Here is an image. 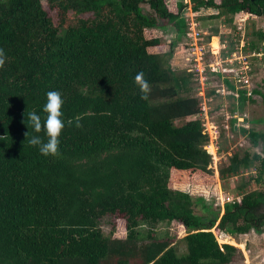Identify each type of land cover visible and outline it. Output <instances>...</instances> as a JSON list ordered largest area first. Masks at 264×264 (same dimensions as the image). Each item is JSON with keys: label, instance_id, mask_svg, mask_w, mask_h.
<instances>
[{"label": "trees", "instance_id": "1", "mask_svg": "<svg viewBox=\"0 0 264 264\" xmlns=\"http://www.w3.org/2000/svg\"><path fill=\"white\" fill-rule=\"evenodd\" d=\"M44 1L46 8L39 0H0V49L6 55L0 73L9 72L14 83L40 82L42 122L47 92L58 91L63 100L65 127L58 154L45 157L39 146L30 145L31 179L36 184L75 188V195H80L78 188L96 182L104 191L97 202L75 196L77 224L28 227L18 237L16 228L8 224V185L0 180V264H231L236 249L226 246L225 253L220 251L212 229L236 239L264 226V190H248L252 183L264 187V131L241 129L260 152L234 153L220 167L222 184L245 170L255 172L236 188L237 198L223 207L202 198L194 200L188 191L172 187L174 172H199L215 179L209 158L199 156L209 139L200 77L193 69L172 63L180 41L189 40L185 0ZM192 1L194 10L216 11L200 20H224L236 33L228 55L240 44L234 18L242 12L264 17V0ZM152 29L173 34L168 53L149 52L161 44L160 38L146 36ZM210 32L207 42L219 34L222 40L219 26ZM250 36L254 39L244 46V53L264 51V28ZM139 72L151 86L147 100L141 99L134 82ZM205 75L221 73L207 68ZM225 83L233 93L228 97L233 101L229 111L233 116L255 102L254 95L264 100L259 89L249 94L227 79ZM218 96L214 88L205 94L210 99ZM78 116L82 127L76 126ZM70 120L78 139L73 155L67 154L70 142L65 134ZM231 122L235 131L236 119ZM137 128L148 138V173L117 178L111 156L120 133ZM30 133V138L47 141L43 130ZM144 158L136 160L138 168ZM90 209L95 220L82 225ZM108 212L125 220V237L115 235L114 225L109 235L104 234L103 224L113 223ZM162 223H177L186 235L178 239L169 232L161 235L157 228Z\"/></svg>", "mask_w": 264, "mask_h": 264}, {"label": "rangeland", "instance_id": "2", "mask_svg": "<svg viewBox=\"0 0 264 264\" xmlns=\"http://www.w3.org/2000/svg\"><path fill=\"white\" fill-rule=\"evenodd\" d=\"M186 2L188 3V0ZM39 4L41 8H46L44 0H39ZM192 5L193 1L191 0L190 4H187V16H189L190 22L195 21L199 24V29L203 33L204 44L206 45V51L203 55L204 63L221 73L219 77L217 75L206 76L205 71L203 75L198 74L203 76V78H200L199 95L203 99L205 111L202 117L206 132L209 134L208 141L202 146V150L205 152L199 154V156L209 158L211 161L209 168L215 172V179L208 174L199 172H174L171 185L175 189L188 191L192 194L194 200L202 198L207 202L214 203V206L220 203L223 207L229 202L227 198L231 201L237 198L236 188L243 182L242 180H247L255 172L245 170L241 176L231 177L222 184L219 180L220 167L227 164L228 157L234 153L243 155L245 152L254 153L261 150V148L252 147L248 137L241 129L253 128L256 131H264V122H261L264 120L263 97L254 95L255 102H248L243 111H238L233 116L229 112L233 101L228 99L233 93L227 88L225 80L227 79L233 83L238 90H245L249 94L253 89H259L264 94V51L261 50V53H244L242 50L251 39H254L250 36L251 33L254 30L264 28V17L234 18V24L239 31L240 44L239 48H235L234 53L228 55V50L231 48V37H235L236 33H232L226 27L224 20L220 22H203L198 18L203 15L198 12L200 8L197 11L193 10L192 13ZM144 9H148L147 5L144 6ZM217 26H219L223 38L221 40L222 45L217 43L216 38H211L210 44L219 49L217 53L215 50V54H213L214 49L210 47L207 39L211 33L210 29ZM146 36L150 39H161V44L149 48V52L168 53L170 51V43L174 40L172 33L161 29H152V31L148 30ZM218 38H220V34ZM181 41L178 45L179 50L176 48L174 51L175 57L172 59V63L174 67L180 69L190 68L196 72V61L194 60L196 56L188 50V40ZM262 49H264V46ZM199 55L197 53V57ZM208 88L218 90L219 96L216 98L211 97V99L205 97ZM40 92L41 85L38 81L33 82L31 85L14 83L9 72L0 73V180H5L8 185V224L16 228L18 237L28 227L37 229L47 225L77 224L74 221L77 205L75 196L83 202L86 200L89 202L93 197L92 202H97L104 191L100 182L78 188L77 191L80 192V195H75V188L36 184L32 181L28 166L30 144L26 142L25 136L26 132H31V128L29 130L25 122V114L27 111H35L41 117ZM237 92L234 93L235 96L238 95ZM221 104L223 108L216 110V106L219 107ZM209 111L213 113L210 114ZM232 119H236L235 131L232 130L234 124L231 122ZM73 126V124H68L65 129L67 141L70 142L68 155H73L76 151V142L78 141L74 136L77 133L73 130ZM147 145L148 138L142 129L137 128L136 131L130 133H120L117 146L111 156L113 171L117 173L116 175L113 174L117 178H127L139 174L146 175L148 173L146 164L148 162L146 160ZM141 158L144 159L141 160L142 165L139 164L140 168H138L136 160ZM248 190H264V187L252 183ZM93 214L94 210L87 211L86 218L88 217L90 220L85 218L80 223L87 225L91 221L93 222L95 220ZM107 215L113 219V223L110 225L103 224L104 234L109 235V231L112 230V225H114L115 235L125 237V220L117 213L108 212ZM221 215H223V211H221ZM157 230L161 235L169 232L175 235L177 239L186 235V230L177 223L172 225L162 223ZM212 231H214L212 234L216 236L220 251L225 253L226 246L236 249L230 258L231 264L239 261L240 264H264V226L260 231L253 229L248 234L238 236L236 239L217 232L215 228ZM1 235L0 230V237ZM241 255L244 256L243 259Z\"/></svg>", "mask_w": 264, "mask_h": 264}, {"label": "clouds", "instance_id": "3", "mask_svg": "<svg viewBox=\"0 0 264 264\" xmlns=\"http://www.w3.org/2000/svg\"><path fill=\"white\" fill-rule=\"evenodd\" d=\"M6 62V55L3 49H0V68L4 66ZM135 84L139 87L141 91V99L147 100L148 94L151 91V86L148 81L144 78V73L139 72L134 78ZM47 100L43 106V112L46 113L45 119L41 120L40 115L35 111L26 112V124L30 130L35 133H40L42 130L47 136V141L45 142L40 136H31L30 131L25 133L26 142L32 146H39L40 153L47 157L49 155L55 156L58 154L59 150V137L65 127L64 121L62 120V105L63 100L61 94L58 91H49L46 94ZM76 126L82 127L80 124V117H76ZM73 121H68L71 125Z\"/></svg>", "mask_w": 264, "mask_h": 264}, {"label": "built area", "instance_id": "4", "mask_svg": "<svg viewBox=\"0 0 264 264\" xmlns=\"http://www.w3.org/2000/svg\"><path fill=\"white\" fill-rule=\"evenodd\" d=\"M188 36H189L188 50L192 53V55L196 56L194 59L196 61L195 70L196 72H198L199 75H203L204 71L207 68H213V67L208 66L204 63L203 55L205 54V51H206L205 50L206 45L204 44L203 33L199 29V24L196 23L195 21H192L189 23V35ZM210 42L208 43L210 44ZM210 47L214 49L212 51L213 54H215V50H216V53L219 50L218 48L216 49L214 46H212V44H210ZM197 53L198 55L199 53H201L199 57H197ZM199 77L203 78V76H199ZM218 135L219 133L217 134V136ZM227 201H230V199L227 198Z\"/></svg>", "mask_w": 264, "mask_h": 264}, {"label": "crops", "instance_id": "5", "mask_svg": "<svg viewBox=\"0 0 264 264\" xmlns=\"http://www.w3.org/2000/svg\"><path fill=\"white\" fill-rule=\"evenodd\" d=\"M218 1H220V0H218ZM190 2H191V0L189 1L188 0V3L190 4ZM185 3H187L186 2V0H185ZM187 3V4H188ZM190 10V9H189ZM193 10H194V5H192L191 6V12L193 13ZM195 11V10H194ZM197 11V10H196ZM205 13H204V12ZM200 14H203V15H200L199 17H205V16H208V15H210V14H215L216 13V11L215 10H212V9H206V8H200V11H198ZM203 12V13H202ZM196 14H198L197 12H195ZM236 17H257V16H252V15H249V14H247V13H244V12H242L239 16H236ZM217 39V42L219 43V45L221 44V40H220V38H218V35L217 36H214V39ZM213 39V40H214ZM179 47H177V49H178ZM179 50V49H178ZM177 50V51H178ZM213 233H214V231H212Z\"/></svg>", "mask_w": 264, "mask_h": 264}, {"label": "bare ground", "instance_id": "6", "mask_svg": "<svg viewBox=\"0 0 264 264\" xmlns=\"http://www.w3.org/2000/svg\"><path fill=\"white\" fill-rule=\"evenodd\" d=\"M217 45V44H216Z\"/></svg>", "mask_w": 264, "mask_h": 264}]
</instances>
